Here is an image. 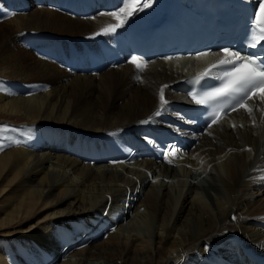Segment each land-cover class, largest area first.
I'll use <instances>...</instances> for the list:
<instances>
[{"label": "bare ground", "instance_id": "6f19581e", "mask_svg": "<svg viewBox=\"0 0 264 264\" xmlns=\"http://www.w3.org/2000/svg\"><path fill=\"white\" fill-rule=\"evenodd\" d=\"M39 1L0 0L10 4L1 33L55 38L34 43L35 58L0 37V78H12L0 80V116L36 127L0 148V239L25 250L11 264L247 263L242 251L264 259V119L254 126L240 109L188 136L195 143L177 158L137 154L147 130L167 127L169 104H184L173 84L218 56L146 62L143 72L129 59L76 75L54 49L110 42L125 25L96 35L116 22L107 12L71 16ZM164 85L169 103L154 116ZM6 255L0 245V264Z\"/></svg>", "mask_w": 264, "mask_h": 264}, {"label": "snow or ice", "instance_id": "6c2138e0", "mask_svg": "<svg viewBox=\"0 0 264 264\" xmlns=\"http://www.w3.org/2000/svg\"><path fill=\"white\" fill-rule=\"evenodd\" d=\"M257 2L258 8L254 11L253 18L250 21L252 33L250 45L252 48L264 46L262 45V42H264V0H257ZM150 6L151 0H122V6L118 10L101 14L111 17L116 22L104 25L96 35H107L116 32L117 29L122 28L127 23L130 17ZM222 51L224 54L222 58L209 64L192 80V83L200 84L207 77L215 75L214 70L226 68L225 71L216 76L220 80V84L211 90L202 93L193 91L189 95L197 105H204L211 109L209 112L211 120L207 124L208 128L218 125L224 119L226 108H230L231 111L244 109L252 118V123L255 126L256 118L253 115V108L248 105V101L259 98L260 102L264 104V59L241 56L239 52H233L229 48H224ZM208 55V52H202L196 56V59L199 60ZM167 59H171V57ZM129 63H132L140 72L145 71L147 68V63L135 56L131 58ZM167 87V85H164L159 90V108L153 114L154 116H160L169 103L165 98V88ZM226 100L234 101V103H224L223 101ZM152 119L153 117H149L141 123L147 124ZM262 119H264V113H262ZM231 126L233 129L236 128L234 123ZM8 130L6 125L0 128V131ZM209 134L211 135V133ZM247 151H251V149H247ZM168 162L172 163L173 161L169 159Z\"/></svg>", "mask_w": 264, "mask_h": 264}, {"label": "rangeland", "instance_id": "374dc122", "mask_svg": "<svg viewBox=\"0 0 264 264\" xmlns=\"http://www.w3.org/2000/svg\"><path fill=\"white\" fill-rule=\"evenodd\" d=\"M4 8L6 10V5L5 4H3L2 8L0 7V17H1L0 24L5 21V14L3 13L4 12ZM3 36H5L6 38H8L9 40H14V44H16V45L18 44V46L20 45L23 49L27 50V52L29 53V55L31 57L34 56L35 58H36V56H38V54L37 53H32L33 50H34V48H35L34 47L35 46L34 43H36V44H39V42L41 43L42 42L41 37L42 38L44 37V38H46L48 40L50 39L49 41H52V38H54V37H51V36L48 37L46 35H44V36L38 35L39 36V38H38L37 36L32 35V34L25 35L27 37H23L24 35H20L18 37V36L10 35L6 30L0 34V37H3ZM31 39L34 40V41L32 42ZM54 40H55V38H54ZM43 42H45V41H43ZM48 47H49V45H48ZM50 47H51L50 49L52 51L53 50L52 48H54V46H50ZM28 60H30L29 57H26L25 58V61L28 62ZM11 79L12 78H8V77L7 78H3V79L0 78V80L3 81V82H5V83H12V80ZM24 121L25 120H23L20 117L8 119V118H4V117H1L0 116V128H2L3 126L6 125L7 128L9 129L8 131H0V148L3 147V144H4V146H5V144H7L6 146L9 145L11 148L12 147H16L17 146L16 143H14V141H12L11 139H14V137H16V141H20V139H21L20 137H22V136L23 137L24 136L27 137L28 135H30L31 129L32 130H33V128L36 129V127H35L34 124H28L26 121L25 122ZM71 224H70L69 227H65V228H68L70 230H72V228L77 229L73 225V223H71ZM47 226H49V225H46V227ZM108 229H111L112 231H115V228L113 226H109ZM19 240L20 239H17V238H4V239H0V245L3 247L4 252H6V254H7L6 255V259L7 260H5L7 262V264H11L12 261H13V258L15 256H18L20 252H23V253L25 252V250L22 248L23 241L22 240L19 241Z\"/></svg>", "mask_w": 264, "mask_h": 264}]
</instances>
